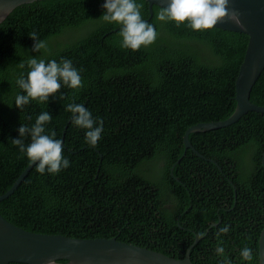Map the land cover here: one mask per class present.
Wrapping results in <instances>:
<instances>
[{
	"label": "trees",
	"instance_id": "1",
	"mask_svg": "<svg viewBox=\"0 0 264 264\" xmlns=\"http://www.w3.org/2000/svg\"><path fill=\"white\" fill-rule=\"evenodd\" d=\"M138 2L157 37L135 51L120 46V25L99 18L104 0H39L17 7L0 25V195L31 163L12 139L21 124L30 127L42 111L52 115L46 133L54 131L61 139L65 132L62 154L70 161L58 173H40L35 165L0 203V212L28 231L117 237L176 259H183L196 236L221 220L191 249L192 262L259 264L264 114L250 112L229 127L190 134L193 146L219 165L189 149L174 167L185 151L189 127L223 121L235 112L236 80L249 37L160 21L156 5L148 20L149 3ZM89 24L94 29L77 41L48 46L67 30L84 34ZM33 31L46 44L39 51L32 50L28 34ZM31 57L70 59L80 70L82 87L62 84L49 101L30 100L17 108L15 96L23 90L16 80L27 75ZM251 101L264 106V71ZM72 102L83 103L94 118L102 119L96 145H89L85 130L71 123L66 106ZM225 225L229 231L219 233ZM218 240L224 246L220 254L215 250ZM245 245L252 250L249 261L239 255Z\"/></svg>",
	"mask_w": 264,
	"mask_h": 264
},
{
	"label": "water",
	"instance_id": "2",
	"mask_svg": "<svg viewBox=\"0 0 264 264\" xmlns=\"http://www.w3.org/2000/svg\"><path fill=\"white\" fill-rule=\"evenodd\" d=\"M36 1L39 0H0V25L14 9ZM146 1L149 3L150 10L148 20L154 14V5L167 6V0ZM228 8L238 13L240 24L237 25L228 18H221V21L214 27L244 33L249 37L247 50L236 80L235 112L223 121L203 122L189 127L184 136L185 151L174 167L181 162L189 149H192L198 157L219 165L216 161L206 158L193 146L190 134L229 127L250 112L264 114V106L256 105L251 101L253 87L264 71V0H229ZM61 141L62 147H66L65 132H63ZM96 151L102 158L100 151ZM70 152L74 153L72 150ZM262 164L264 167V152ZM35 165L36 163L31 161L13 186L0 195V203L15 193ZM222 170L220 168V171ZM231 183L237 189L235 184ZM220 222L221 220L213 223L203 236L197 235L195 241L187 249L185 257L176 259L146 247L121 242L117 237L83 239L28 231L7 220L0 212V264H48L49 260H53L55 264H194L190 255L191 249ZM61 260L65 262H60ZM259 264H264V228L259 239Z\"/></svg>",
	"mask_w": 264,
	"mask_h": 264
},
{
	"label": "clouds",
	"instance_id": "3",
	"mask_svg": "<svg viewBox=\"0 0 264 264\" xmlns=\"http://www.w3.org/2000/svg\"><path fill=\"white\" fill-rule=\"evenodd\" d=\"M229 0H167V6L161 7L156 18L160 21H171L177 25L185 24L194 31L212 29L221 18H228L239 25L238 13L228 8ZM104 12L99 18L108 23L115 22L120 25V46L133 51L141 46L152 44L157 32L155 26L142 18L141 3L138 0H104L102 5ZM34 40L33 51H39L46 47L45 41L38 38L35 31L28 34ZM29 71L25 76L21 73L16 84L22 89V93L15 96L14 104L21 108L30 100L39 102L49 101L58 93L62 84L69 88L82 87L80 70L73 66V62L67 58H61L60 62L50 59L31 57L28 61ZM63 97V93H59ZM67 110L71 113V123L85 130L86 142L96 145L103 132V121L94 118L91 111L83 103H68ZM52 119L48 111H42L36 117L35 122L29 127L21 124L18 137L12 139V143L18 146L21 153L36 163L40 173H58L69 167L70 161L63 153L62 141L56 137V133L45 132V125ZM30 137V142L25 144L24 137ZM219 233H227V225L219 228ZM216 252H224L222 240H218ZM240 257L249 261L252 259V250L248 246L240 249ZM48 264H55L49 260Z\"/></svg>",
	"mask_w": 264,
	"mask_h": 264
},
{
	"label": "rangeland",
	"instance_id": "4",
	"mask_svg": "<svg viewBox=\"0 0 264 264\" xmlns=\"http://www.w3.org/2000/svg\"><path fill=\"white\" fill-rule=\"evenodd\" d=\"M94 29V24H89L87 25L85 28H84V34L81 35L80 32H77L75 34L72 35V37L70 39H73V38H77L75 39L73 42L77 41L78 39L86 36L87 34H89L92 30ZM73 31L75 30H67L66 32H68V34H72ZM69 37L67 35H64V36H57L55 38H53L52 40L49 41L48 43V46H50V48H56L58 46V44H62V46H64L69 40ZM72 42V43H73ZM246 157H250V155L246 156ZM148 165H151V164H148ZM147 165V166H148ZM162 165V164H161Z\"/></svg>",
	"mask_w": 264,
	"mask_h": 264
},
{
	"label": "flooded vegetation",
	"instance_id": "5",
	"mask_svg": "<svg viewBox=\"0 0 264 264\" xmlns=\"http://www.w3.org/2000/svg\"><path fill=\"white\" fill-rule=\"evenodd\" d=\"M78 31H73V33L72 34H68V32L67 33H64L63 35H61V36H64V35H67L68 37H69V39L72 37V35L73 34H75V33H77ZM68 39V40H69ZM153 164H156V163H153ZM153 166V165H152Z\"/></svg>",
	"mask_w": 264,
	"mask_h": 264
}]
</instances>
